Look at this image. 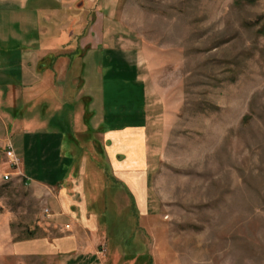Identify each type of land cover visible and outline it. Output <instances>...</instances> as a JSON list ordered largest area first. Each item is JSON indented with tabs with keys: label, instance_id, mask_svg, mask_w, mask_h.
<instances>
[{
	"label": "rangeland",
	"instance_id": "rangeland-1",
	"mask_svg": "<svg viewBox=\"0 0 264 264\" xmlns=\"http://www.w3.org/2000/svg\"><path fill=\"white\" fill-rule=\"evenodd\" d=\"M43 7L23 18L0 8V264H59L9 252L11 241L45 235L41 202L19 171L30 181L61 180L85 159L107 264H264V0H46ZM52 8L61 28L75 19L78 37L92 34L85 49L99 44L98 57L116 60L78 57L64 107L61 93L38 87L37 66L23 71L22 43L53 30ZM119 60L139 68L146 97ZM144 99L149 213L142 217L114 185L96 134L143 124ZM10 143L21 165L10 163Z\"/></svg>",
	"mask_w": 264,
	"mask_h": 264
},
{
	"label": "crops",
	"instance_id": "crops-1",
	"mask_svg": "<svg viewBox=\"0 0 264 264\" xmlns=\"http://www.w3.org/2000/svg\"><path fill=\"white\" fill-rule=\"evenodd\" d=\"M45 1L0 0V8H4L5 12L13 16L20 14L17 16L23 18L28 16V8L31 7L36 17V13L40 14L45 11L43 7ZM48 1L61 5V0ZM33 3L37 5L33 6ZM66 6L65 8L69 7ZM46 12L48 20L52 23L53 30L50 31V28H42L41 32L35 37V40L32 36H29L28 40L23 41L22 49L25 50L26 58H28V60L23 62V71L29 73L37 66V73L42 74L38 87L45 91L52 90L61 93L60 101L64 107L63 93L68 88L67 85L70 84L68 80L71 78V75L76 76L74 71L77 69L76 62L78 57L86 61V58L92 55L97 61L101 59L105 60L106 65H109V62L112 64L116 60H113V58L109 60L111 56H108L107 53L104 54L103 51L99 55V58L96 53L99 52V44L96 47L85 49L86 43L92 34L89 33L83 37H78L76 34V24L74 23L75 19H73L74 21L72 20L73 22L67 19L68 23L66 26L61 28L59 22H57L58 20L54 17L59 11L55 12V9L52 8ZM35 17H33V26L38 23V19ZM80 37L81 39H79ZM77 39L80 40L78 44ZM2 62L4 61L0 60V64ZM119 63L122 65L123 72L126 70L131 71L134 83L143 88L144 97H146V86L142 80L139 68L135 65H127L122 60H119ZM82 69L84 70V68ZM72 78L74 80L77 79V77ZM71 85H77L76 81L71 82ZM23 87L31 90L33 85L24 82ZM143 114V124L112 128L110 130L105 129L101 132L98 131L96 134L102 142V144H96V149H100L99 153L101 154L103 148H105L106 161L111 165L113 170L114 185L124 186L126 192H122V195L128 203L130 201L129 206L134 209L136 208L142 217L149 213L148 153L146 147V138H148L146 135L148 123L147 100L145 101ZM86 116L87 114L84 115V117ZM51 133L57 135V130ZM75 134L76 132L73 133V136ZM83 134V136H86V133ZM138 139H140V144L137 143ZM10 145L12 146L11 143ZM69 150L67 147L63 149L66 154H70L68 153ZM139 151L141 153V161L137 157ZM21 163L22 161L19 160V165ZM74 166L75 164L72 166L74 169L67 167L68 177L61 180L45 175L36 180L31 178L32 180L30 181V175L20 169L19 172L22 175L23 183L33 191L36 199L41 202L43 207L45 216L42 227H44L45 235L35 239L30 238L17 242L11 241L9 247L11 255L16 257H36L51 260L59 264L108 263L105 261L107 260L105 259L106 256H103V258L102 253L98 251L102 241L105 243L107 241L106 237H104L105 234L101 233L99 227V215L89 207V196L87 195L88 191L86 188V159L76 167ZM70 171L74 172L69 176ZM49 234H53V236ZM8 239L10 240L12 237L9 235ZM106 252H108V249H106ZM135 258L131 261H135ZM138 263L139 261L137 260L131 264Z\"/></svg>",
	"mask_w": 264,
	"mask_h": 264
},
{
	"label": "built area",
	"instance_id": "built-area-1",
	"mask_svg": "<svg viewBox=\"0 0 264 264\" xmlns=\"http://www.w3.org/2000/svg\"><path fill=\"white\" fill-rule=\"evenodd\" d=\"M8 155L10 156V163L14 166H18L19 165V160L15 157L14 153H13V148L10 144H8L6 146ZM10 179V175H5L4 176V180L8 181Z\"/></svg>",
	"mask_w": 264,
	"mask_h": 264
},
{
	"label": "trees",
	"instance_id": "trees-1",
	"mask_svg": "<svg viewBox=\"0 0 264 264\" xmlns=\"http://www.w3.org/2000/svg\"><path fill=\"white\" fill-rule=\"evenodd\" d=\"M259 31H261L260 33H262V34H263L262 30H259Z\"/></svg>",
	"mask_w": 264,
	"mask_h": 264
}]
</instances>
